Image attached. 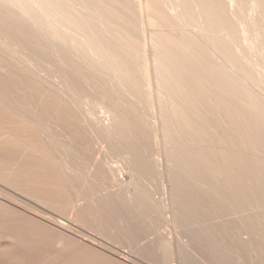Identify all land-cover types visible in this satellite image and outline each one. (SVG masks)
Segmentation results:
<instances>
[{
  "label": "bare ground",
  "instance_id": "bare-ground-1",
  "mask_svg": "<svg viewBox=\"0 0 264 264\" xmlns=\"http://www.w3.org/2000/svg\"><path fill=\"white\" fill-rule=\"evenodd\" d=\"M9 1L0 264H264V0Z\"/></svg>",
  "mask_w": 264,
  "mask_h": 264
},
{
  "label": "rangeland",
  "instance_id": "rangeland-1",
  "mask_svg": "<svg viewBox=\"0 0 264 264\" xmlns=\"http://www.w3.org/2000/svg\"><path fill=\"white\" fill-rule=\"evenodd\" d=\"M87 108H88V110H86V109H85V106L82 105V109H84L85 113L92 112V113L98 115V113L92 108V106H89V105H88ZM104 145H106V144H104ZM99 156H100V154H99ZM159 159H160V164H161V166H164V165H165V155H164L163 152H160V153H159ZM156 181H158V180L153 181L154 183L152 182V184H153V185H152V186H153V187H152V190L154 189V192H155L157 198H165V196H166L165 193L167 192V190L164 189V188L162 187V184H161L160 180H159L158 182H156ZM155 184H156V185H155ZM154 185H155V188H154ZM155 189H156V191H155ZM50 210H51V209H50ZM59 215H60V216H59ZM58 216L61 218V220H64V219L66 220V219H67L65 216H63V215H61V214H58ZM159 224H160L161 226H163L164 228L162 227V229H161V226L158 225V228H157L156 230H153V231H152L153 233L150 235V237L145 238V240L142 241V243H144V242L146 243V242L148 241L147 239H150V238H152V237H153L152 239H154V237H155V238H158L159 235L163 234L164 232H165L164 235H165V234L167 235V233L169 234L170 232L173 233V232H172L173 230L171 229V227L165 225L164 222H162V223L160 222ZM163 224H164L166 227H165ZM75 225H76V224H75ZM75 225H74V226H75ZM77 226H78V225L75 226V227H76L75 230H77V231L80 230L81 232H84V234L87 233V235H88V234L91 235V236L93 235V234L89 233L88 230L84 231V230H85L84 228L82 229V227L79 228L80 226H78V227H77ZM159 227H160V228H159ZM77 228H78V229H77ZM164 229H165L166 231H165ZM169 229H170V230H169ZM161 230H162V231H161ZM163 230H164V231H163ZM77 231H75V232H77ZM154 232H156L155 236L153 235ZM78 233H79V232H78ZM77 235H78V234H77ZM171 235L174 236L173 234H171ZM81 236H83V235L81 234ZM93 237L98 238V237H96L95 235H93ZM98 240L101 241V239H99V238H98ZM101 242H103L104 244L106 243V245H108V247H111V246H112L113 248L116 247L115 251H119V250H120L119 252H122V253H123V251H124V254L127 255V256L129 255L130 258H134V259L136 258V256H133L130 252H129L130 254L125 253V252H126L127 250H129V249H126V250H125V249L123 250V248H122V249H119L120 247H118L117 245H115V244H113V243H111V242H108V240H104V239H102ZM112 247H111V248H112ZM117 247H118V248H117ZM134 259H133V260H134ZM137 260H138V261H137ZM143 260H144V259H143ZM135 261H137L138 263L141 262V263H139V264H155V263H152V262L149 263V261H147V260H146V261H145V260L142 261V259H141V261H140L139 258H136Z\"/></svg>",
  "mask_w": 264,
  "mask_h": 264
}]
</instances>
